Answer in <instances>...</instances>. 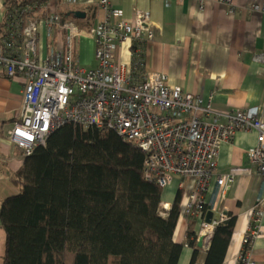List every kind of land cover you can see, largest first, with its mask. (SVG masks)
<instances>
[{
    "label": "built area",
    "instance_id": "1",
    "mask_svg": "<svg viewBox=\"0 0 264 264\" xmlns=\"http://www.w3.org/2000/svg\"><path fill=\"white\" fill-rule=\"evenodd\" d=\"M205 1L198 0L201 8ZM223 1L233 10V0ZM62 2L75 5L78 0ZM99 4L106 17L92 30L96 43L94 69L85 70L79 65L74 55L76 28L57 14L33 21L19 33L17 28L11 29L9 41L0 38L1 72L7 78L17 74L25 77L19 119L8 131V138L25 157L68 122L113 130L145 155L143 176L150 183L166 188L173 176L194 181L181 216L199 223L194 238L207 250L214 229L231 217L221 202L234 176L218 175L217 166L221 145L230 142L237 132L255 133L256 144L246 155L264 186V112L256 107L230 113L213 111L209 105L203 106L198 97L179 87H169L162 73H148L142 81L133 82L126 67L114 63L113 54L124 43H141L150 17L136 11L128 21L109 0H99ZM250 8L264 14V3ZM113 17L119 20L111 22ZM40 28L48 39L55 28L63 30L62 48L50 45L47 54L40 57ZM18 36H23V47L16 45ZM151 37L148 33L147 38ZM139 52L138 48L131 51L132 55ZM255 60L263 61L264 56H256ZM212 181L215 188L210 196ZM178 190H183V184L178 185ZM261 199L258 204L264 205ZM168 209V205H162L161 215L165 216ZM209 213L217 214V218L208 220ZM249 215L244 245L258 234L260 206L252 208ZM239 262L253 264L248 251L244 256L240 254Z\"/></svg>",
    "mask_w": 264,
    "mask_h": 264
},
{
    "label": "crops",
    "instance_id": "2",
    "mask_svg": "<svg viewBox=\"0 0 264 264\" xmlns=\"http://www.w3.org/2000/svg\"><path fill=\"white\" fill-rule=\"evenodd\" d=\"M3 1L0 0V23L4 20ZM109 2L125 20L132 21L136 11L147 13L150 17L141 42V64H134L131 43L120 45L113 54L114 63L117 66L123 64L133 82L142 81L148 73H162L167 77L169 87H179L183 92L198 97L203 106L209 105L213 111L230 113L256 107L264 112V60H255L256 56H264V14L250 8L262 5L264 0H233V10L223 0H206L202 8L198 0ZM65 7L71 12H66L64 21L76 28L73 30L76 31L75 59L83 69H94L96 43L92 30L104 21L105 12L99 0H78L75 5L61 1L55 10L65 13ZM76 12L82 13L83 17L76 18ZM118 20L111 18V22ZM148 33L152 34L150 39L147 38ZM64 35L63 30L55 28L48 39L40 28L39 56L44 57L50 45L61 49ZM136 68L140 69L134 74L133 69ZM24 87L25 77L22 74L7 78L0 70V208L5 199L19 193L12 180L21 168L24 156L21 149L9 140L8 131L19 119ZM255 144V133L237 132L219 150L217 174L234 176L221 202V207L235 218L223 264H238L250 224V210L258 205L262 216L258 234L248 244V257L253 264H264V205L258 204L261 198L264 201V186L255 165L246 155ZM193 182L192 179L174 178L163 188L162 205H168L170 209L181 183L182 207ZM214 188L212 181L210 196ZM211 217L217 218V214ZM198 228L197 221L183 218L180 214L173 236L175 243L183 245L178 264H190L193 249L186 245V237L190 234L194 238ZM196 246L199 249L196 264H204L207 250L199 246V242ZM4 252L5 233L0 222V264H3Z\"/></svg>",
    "mask_w": 264,
    "mask_h": 264
},
{
    "label": "trees",
    "instance_id": "3",
    "mask_svg": "<svg viewBox=\"0 0 264 264\" xmlns=\"http://www.w3.org/2000/svg\"><path fill=\"white\" fill-rule=\"evenodd\" d=\"M61 1L4 0L0 38L9 41L11 29L19 33L50 15L64 21L69 9L55 10ZM23 41L18 36L17 47ZM140 54L133 55L135 65ZM144 160L106 127L68 122L55 129L24 157L12 180L19 193L2 202L3 264H178L183 245L173 236L183 192L162 216L163 188L144 178ZM234 223L230 217L214 229L204 264H223ZM186 243L193 249L190 264H196L197 242L187 234ZM248 249L243 245L241 255Z\"/></svg>",
    "mask_w": 264,
    "mask_h": 264
},
{
    "label": "water",
    "instance_id": "4",
    "mask_svg": "<svg viewBox=\"0 0 264 264\" xmlns=\"http://www.w3.org/2000/svg\"><path fill=\"white\" fill-rule=\"evenodd\" d=\"M74 15L76 18H82L83 17V14L80 12H76ZM207 218H208V220L211 218V213L208 214Z\"/></svg>",
    "mask_w": 264,
    "mask_h": 264
},
{
    "label": "rangeland",
    "instance_id": "5",
    "mask_svg": "<svg viewBox=\"0 0 264 264\" xmlns=\"http://www.w3.org/2000/svg\"><path fill=\"white\" fill-rule=\"evenodd\" d=\"M23 155V154H22ZM173 178H176V176H173Z\"/></svg>",
    "mask_w": 264,
    "mask_h": 264
}]
</instances>
